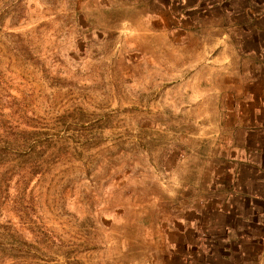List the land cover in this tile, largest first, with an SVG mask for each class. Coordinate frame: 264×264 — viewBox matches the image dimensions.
Returning <instances> with one entry per match:
<instances>
[{"label": "rangeland", "instance_id": "rangeland-1", "mask_svg": "<svg viewBox=\"0 0 264 264\" xmlns=\"http://www.w3.org/2000/svg\"><path fill=\"white\" fill-rule=\"evenodd\" d=\"M223 1L0 0V264L257 261L264 29Z\"/></svg>", "mask_w": 264, "mask_h": 264}, {"label": "crops", "instance_id": "crops-1", "mask_svg": "<svg viewBox=\"0 0 264 264\" xmlns=\"http://www.w3.org/2000/svg\"><path fill=\"white\" fill-rule=\"evenodd\" d=\"M233 1V2H232ZM238 0H224L223 2L226 3L227 5H233L232 7L230 6V8H227V12L230 11L233 15V23H243L242 21L244 20V22L247 23V26L249 28H254L256 30H262L264 29V1H258V0H242L245 2V6L243 9H237L235 7V2ZM244 13V19H239L240 17L238 16L237 19L236 18V14H240ZM246 14V15H245ZM241 25H235V27H239ZM248 57L252 60V62H261L263 60V58H261L260 54L254 50L249 52ZM249 222V221H248ZM256 225V224H255ZM256 226H261L262 228L264 227L263 224H257ZM253 228V227H252ZM250 238V237H249ZM262 240H260L261 243ZM242 252L243 254L246 253L247 251L242 248ZM258 259L257 261H251L250 259H245L243 260L242 264H264V258L262 257V255L264 254V246H259L258 249Z\"/></svg>", "mask_w": 264, "mask_h": 264}]
</instances>
